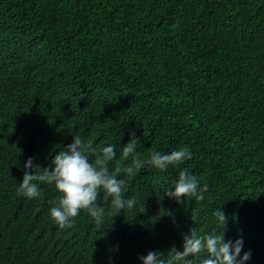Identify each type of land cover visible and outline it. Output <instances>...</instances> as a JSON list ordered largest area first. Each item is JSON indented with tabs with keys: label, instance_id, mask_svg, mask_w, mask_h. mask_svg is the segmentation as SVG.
Instances as JSON below:
<instances>
[{
	"label": "trees",
	"instance_id": "trees-1",
	"mask_svg": "<svg viewBox=\"0 0 264 264\" xmlns=\"http://www.w3.org/2000/svg\"><path fill=\"white\" fill-rule=\"evenodd\" d=\"M132 132L142 160L193 156L129 177L132 210L101 196L104 224L81 212L59 229L54 186L17 195L29 158L48 168L79 135L120 159ZM183 170L203 201L165 195ZM194 227L264 264V0H0V264H142Z\"/></svg>",
	"mask_w": 264,
	"mask_h": 264
},
{
	"label": "clouds",
	"instance_id": "clouds-1",
	"mask_svg": "<svg viewBox=\"0 0 264 264\" xmlns=\"http://www.w3.org/2000/svg\"><path fill=\"white\" fill-rule=\"evenodd\" d=\"M140 139L135 132L130 134L129 142L123 146L120 159H117L115 145L96 147L91 140H85L79 135L73 136V142L61 149L51 160L48 168L41 169L34 165V158H29L24 166L23 182L17 188V195L35 199L42 195V184L54 186L59 196L50 200V217L59 229L74 227V220L87 213L96 225L105 222L106 211L98 201L109 202L110 208L121 213L132 210L137 200L135 196L125 198L124 191L129 177L135 176L145 164L167 171L169 166L179 167L186 160L193 158L188 147H180L168 154L161 153L152 147L149 158L141 159L137 151ZM131 159V163L123 162ZM115 162L114 169L109 164ZM35 167V174L31 171ZM123 177V178H121ZM174 188V191L172 190ZM168 189L165 195L182 202L183 198H194L196 201L205 199L204 193L209 191L205 183L203 187L195 175L187 170L179 172L174 187ZM196 215L192 212V217ZM213 215L219 225H226L225 213L218 209ZM197 227L190 229V234L183 236V250L171 248L167 254L148 251L146 256L138 259L142 264H246L251 259V252L243 250V240L235 242L225 240V232L215 231L201 234Z\"/></svg>",
	"mask_w": 264,
	"mask_h": 264
}]
</instances>
